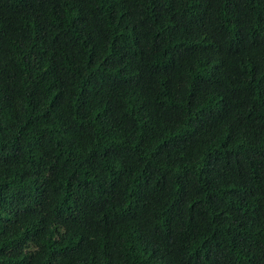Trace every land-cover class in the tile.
Returning a JSON list of instances; mask_svg holds the SVG:
<instances>
[{"label": "trees", "instance_id": "obj_1", "mask_svg": "<svg viewBox=\"0 0 264 264\" xmlns=\"http://www.w3.org/2000/svg\"><path fill=\"white\" fill-rule=\"evenodd\" d=\"M0 264H264V0H0Z\"/></svg>", "mask_w": 264, "mask_h": 264}]
</instances>
